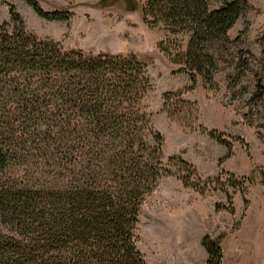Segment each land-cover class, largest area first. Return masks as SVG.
<instances>
[{
    "label": "trees",
    "instance_id": "obj_1",
    "mask_svg": "<svg viewBox=\"0 0 264 264\" xmlns=\"http://www.w3.org/2000/svg\"><path fill=\"white\" fill-rule=\"evenodd\" d=\"M24 1L47 20L71 14ZM122 2L140 6L148 25L187 34L174 62L202 87L250 8L248 0L216 8L208 0ZM8 13L0 22V264H147L135 234L145 198L175 158L201 177L178 157L163 160L164 136L140 104L152 88V58L64 47L28 31L13 5ZM259 42L264 52V30ZM254 78L251 99L263 102V79ZM201 244L206 264H221L218 241L205 235Z\"/></svg>",
    "mask_w": 264,
    "mask_h": 264
},
{
    "label": "rangeland",
    "instance_id": "obj_2",
    "mask_svg": "<svg viewBox=\"0 0 264 264\" xmlns=\"http://www.w3.org/2000/svg\"><path fill=\"white\" fill-rule=\"evenodd\" d=\"M208 1L216 8L223 0ZM38 2L71 14L47 20L24 0H0V22L13 5L28 31L64 47L152 58V88L140 104L164 136L163 160L178 157L201 175H189L190 167L175 158L171 174H162L145 198L135 234L147 264H206L205 235L218 241L221 264H264V101L251 99L255 73L264 83V0H248L250 8L228 31L235 41L204 87L174 62L186 49L187 34L146 24L140 6L127 9L122 0L107 6L100 0ZM245 62L248 69L239 65Z\"/></svg>",
    "mask_w": 264,
    "mask_h": 264
}]
</instances>
